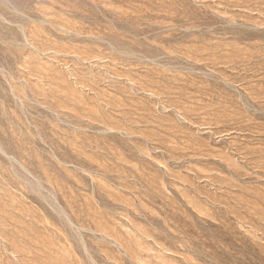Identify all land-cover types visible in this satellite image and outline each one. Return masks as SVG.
<instances>
[{
  "label": "rangeland",
  "instance_id": "rangeland-1",
  "mask_svg": "<svg viewBox=\"0 0 264 264\" xmlns=\"http://www.w3.org/2000/svg\"><path fill=\"white\" fill-rule=\"evenodd\" d=\"M0 264H264V0H0Z\"/></svg>",
  "mask_w": 264,
  "mask_h": 264
}]
</instances>
